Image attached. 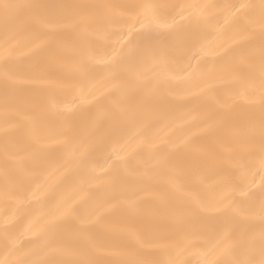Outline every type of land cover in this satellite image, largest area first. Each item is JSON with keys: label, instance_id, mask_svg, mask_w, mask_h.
Returning <instances> with one entry per match:
<instances>
[{"label": "bare ground", "instance_id": "bare-ground-1", "mask_svg": "<svg viewBox=\"0 0 264 264\" xmlns=\"http://www.w3.org/2000/svg\"><path fill=\"white\" fill-rule=\"evenodd\" d=\"M2 3L24 7L0 10V260L163 264L233 230L258 251L261 0ZM144 4L152 51L129 30ZM210 249L181 258L224 259Z\"/></svg>", "mask_w": 264, "mask_h": 264}, {"label": "snow or ice", "instance_id": "snow-or-ice-1", "mask_svg": "<svg viewBox=\"0 0 264 264\" xmlns=\"http://www.w3.org/2000/svg\"><path fill=\"white\" fill-rule=\"evenodd\" d=\"M24 7L21 5L11 4V3H2L0 4V10L3 11L5 17L9 14V12L13 9ZM26 7H31L35 9L40 8H47L51 7L49 5H29ZM57 7L62 8H83L86 6L82 5H59ZM131 8H141L143 11L139 15L137 19H135L134 23L130 26L131 29H135L136 24H140L142 31H140V35L138 40L141 44L142 51H152V39L156 29L164 26V24L154 18L155 10L161 6L159 5H151V4H144V5H132L129 6ZM235 7V6H233ZM241 8H250L256 6L250 5H240ZM260 9L259 15V29L261 38L264 39V0H261L260 5L258 6ZM139 31V30H138ZM123 34H121L120 39H123ZM199 53H197L198 55ZM194 58V57H193ZM190 66V65H189ZM5 81L7 82L10 78L7 66H5ZM259 91L261 96V109L262 114L259 123V142L258 143H251L248 146V154L250 157L259 156V165L261 169H264V47L261 50V64H260V75H259ZM80 97H74L72 103H75L76 100H79ZM244 177H242V180ZM246 187H250V185H245ZM240 188L241 194H243V188L239 185L237 186ZM260 213L261 216L264 217V199L260 202ZM55 227V226H53ZM234 231L226 232L224 234H219L215 232H205L203 234L202 240L198 241H190L185 242L182 245L178 246L177 256L175 259H170L163 264H192L191 261L182 259L181 257L184 253L188 252L189 249L197 247L199 243H203L204 245H211L210 251H216L219 249V253L224 259L219 261H206L203 259L207 252L201 254V259L196 260L195 264H264V231L261 233L259 248L257 251L256 243L253 240H250L245 234H241L234 242L226 243L231 236H233ZM244 250V258L237 259L233 257L234 251L237 249ZM94 253L86 252L82 259L75 261V264H101V262L97 259L93 258ZM0 264H10V262L6 260H0ZM11 264H29L28 261L25 260H17L11 262ZM131 264H153V262L144 261V260H136L132 261Z\"/></svg>", "mask_w": 264, "mask_h": 264}]
</instances>
